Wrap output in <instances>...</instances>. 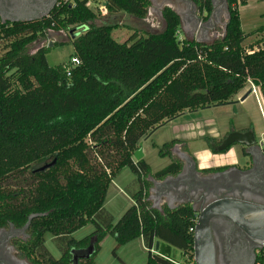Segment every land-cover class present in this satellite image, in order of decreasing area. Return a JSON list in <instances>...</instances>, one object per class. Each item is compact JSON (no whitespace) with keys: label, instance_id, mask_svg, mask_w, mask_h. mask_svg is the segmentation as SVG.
<instances>
[{"label":"trees","instance_id":"obj_1","mask_svg":"<svg viewBox=\"0 0 264 264\" xmlns=\"http://www.w3.org/2000/svg\"><path fill=\"white\" fill-rule=\"evenodd\" d=\"M58 5L47 17L32 22H0V226L26 224L32 215V243L49 256L48 264H71L73 249L95 251L80 264H97L101 243L114 238L117 250L137 239L148 249L147 264H173L174 251L193 258L196 215L189 205L160 212L148 202L149 178L163 180L180 170L172 163V140L159 147L171 163L153 172L134 153L149 133L186 111L226 105L248 85L264 98V26L242 30L239 8L248 0H226L230 19L221 38L210 43L181 38L180 17L167 8L165 27L157 34H133L120 43L114 27L97 26L89 0ZM109 14L124 13L143 20L150 0H103ZM203 19L210 0H192ZM87 27L75 41L71 58L80 65L50 67L49 48L35 54L28 47L48 31ZM251 129L247 127L241 131ZM221 140L205 138L209 148ZM214 153H217L214 150ZM41 162L52 167L41 171ZM128 168L138 189L134 202L114 222L105 210L110 185ZM88 225L93 232L76 240ZM46 235L61 248L54 259ZM159 242L158 252L152 253ZM257 262L264 264V256Z\"/></svg>","mask_w":264,"mask_h":264},{"label":"rangeland","instance_id":"obj_2","mask_svg":"<svg viewBox=\"0 0 264 264\" xmlns=\"http://www.w3.org/2000/svg\"><path fill=\"white\" fill-rule=\"evenodd\" d=\"M91 9L98 13L97 26L109 25L115 28L113 37L120 43L137 34L143 36L145 34H157L163 31L165 24L162 19V13L169 8L175 13H184L189 15L187 3L182 0H150L151 6L143 20H138L124 13L99 14V6L103 4V0H91ZM194 15L201 19V25L197 26L196 31L200 34L199 39L203 43H210L215 38H221L225 32L227 18L221 17L219 23H215L216 27L210 31L214 33L215 38L211 34V38H204L203 27L207 20L203 17L206 15L194 12ZM191 18V16H189ZM187 18V17H186ZM189 19V18H188ZM192 25L195 24L193 19H189ZM246 31L252 30V25L248 20H245ZM87 27L73 28L68 31H48L45 37H41L35 43L28 47L29 54H35L39 49L49 48L46 58L50 67H57L68 64L71 55L74 53L73 41L80 36ZM183 38V35H180ZM213 37V38H212ZM208 39V40H207ZM51 43V44H50ZM1 49V47H0ZM238 96L233 100V105H212L205 109L195 111H186L180 114L177 118L167 121L164 125L158 127L153 133H149L142 139L141 144L145 160L150 164L154 172L167 166L170 162L169 158H160L158 150L152 148V143L162 147L165 143L174 139L186 140L184 146L198 157L204 164L203 160L209 158L211 151L205 143V138L212 137L222 140L225 134L231 130H243L247 127H253L256 139L259 143L264 144V98L258 87H254L253 92L243 102H238ZM47 162H41L36 169L42 168ZM135 175L130 169L124 168L119 177L114 181V186L109 190L107 195L105 209L110 211L115 217L114 222H117L118 215L121 214L128 206V201L131 200L129 193H133L138 189L135 186ZM93 226L88 225L80 231L76 232L73 237L76 240H82L93 232ZM44 246L48 253L58 259L61 256V248L53 240L50 235H46ZM116 246L115 240L110 236L106 241L101 243V251L97 255V264H147L148 249L145 247L142 239H137L125 246L120 247L116 255L113 250ZM156 248H153L152 253H156ZM178 259H181L180 252L174 251ZM182 260V259H181Z\"/></svg>","mask_w":264,"mask_h":264},{"label":"flooded vegetation","instance_id":"obj_3","mask_svg":"<svg viewBox=\"0 0 264 264\" xmlns=\"http://www.w3.org/2000/svg\"><path fill=\"white\" fill-rule=\"evenodd\" d=\"M53 1V11L60 5L61 0H26V8L40 15L42 11H48ZM186 5L189 15L181 13L182 17L193 19L195 22L194 12L200 11L188 3ZM14 10L12 0H0V20L6 21L3 23L17 18ZM52 11L48 12L47 16ZM221 16L227 18L226 12H222ZM250 130L255 134L253 127L244 132ZM228 134L220 144L208 149L211 155L233 157L234 160L229 163L214 165L211 158H208L203 160L205 166L200 167V159L188 151L183 143L173 145L172 163H178L180 170L163 180L148 179L151 186L148 189L147 200L152 208L163 212L164 208L173 210L181 205H189L193 210L201 212L210 204L225 199H235L249 205L264 207L263 151L257 146L247 149L235 144L224 152H218V147ZM214 150L217 153H214ZM159 181L165 182L158 184ZM197 219L196 215V221ZM31 222L28 220L22 226L13 223L0 226V264H48L49 256L33 247ZM210 228L217 264H231L233 260L243 264L252 259L257 262L258 258L264 256L263 244L243 232L228 218L219 217L211 222Z\"/></svg>","mask_w":264,"mask_h":264},{"label":"water","instance_id":"obj_4","mask_svg":"<svg viewBox=\"0 0 264 264\" xmlns=\"http://www.w3.org/2000/svg\"><path fill=\"white\" fill-rule=\"evenodd\" d=\"M188 3L191 7L195 8L196 6L192 0H183ZM212 3V11L210 13L209 19L203 27L200 29L205 31L204 35L207 36L208 32L215 29L216 24L220 22L222 17V12H226L227 23L230 19V14L228 11V5L226 0H210ZM14 5V13L17 18L13 20L10 19V23H19V22H32L36 20H41L44 17H47L48 12L52 11L54 8V1L51 3L48 11H42L40 15L30 12L29 8H26V0H12ZM197 9V8H196ZM223 10V11H222ZM26 12V13H25ZM181 20V27L184 20L189 22L187 18H183L181 14L176 13ZM194 28L197 29V26L201 25V19L194 15ZM6 22V21H3ZM227 23L225 25V31L227 28ZM225 33V32H224ZM198 43H203L198 36L193 38ZM51 44V43H50ZM253 92V89H249L239 100L238 102H243L248 96ZM234 102H229L228 105H233ZM162 126V125H161ZM153 133V132H152ZM240 145L247 149H252L258 147L257 140L253 131H231L227 137L224 139L223 143L218 147V152H224L232 145ZM260 149V148H259ZM136 162L144 159V153L142 150V144H139L138 150L134 153L133 156ZM55 163L51 165H45L40 168L41 171H44L52 167ZM165 181H159L158 184H162ZM198 219L196 221L194 229V238H193V256L196 264H217L216 249L212 239L211 234V222H214L219 217H226L232 222L236 223L238 227L245 233L249 234L250 237L256 239L258 242L263 244L264 248V207H258L255 205H249L235 199H225L218 200L210 204L204 211L194 210ZM42 215H32L29 218V222L33 219ZM159 242H156V253L158 252ZM95 251V240L92 239L90 245L86 249H73L71 251V264H80L81 261H86L91 258ZM239 261H231V264H238ZM243 264H256V261L252 259L249 262Z\"/></svg>","mask_w":264,"mask_h":264},{"label":"crops","instance_id":"obj_5","mask_svg":"<svg viewBox=\"0 0 264 264\" xmlns=\"http://www.w3.org/2000/svg\"><path fill=\"white\" fill-rule=\"evenodd\" d=\"M239 12H240V20H241V25H242V30L247 34L249 35V38L247 40V42H250L252 40L255 39L256 35H253L251 36L250 34L255 32L256 30H258L259 28H261L262 26H264V0H248V4L244 7H240L239 8ZM245 20H248L249 23H251L252 25V30H249V31H246V25H245ZM181 34L183 35V38L185 39H190V40H194L193 38H195L196 36H200V34L198 33V31H196V29L194 28V25H192L190 22H187V20H184V22L182 23V27H181ZM205 31L203 32V36L204 38H206V36L204 35ZM213 32H208V35H207V38H211V34ZM214 38V33L212 35ZM212 37V38H213ZM216 39V38H215ZM208 40V39H207ZM214 40V39H213ZM212 40V41H213ZM254 86L252 85H248V87L242 91L239 95H238V100L249 90V89H253ZM231 131H241V130H231ZM231 131H229L228 133H230ZM227 134V133H226ZM225 134V135H226ZM212 138V137H211ZM217 139V138H215ZM220 139V138H219ZM218 139V140H219ZM174 140H179V139H174ZM180 141H186V140H180ZM142 142V141H141ZM140 142V143H141ZM170 142V141H169ZM184 143V142H182ZM143 146V145H142ZM209 158H211V161L214 163V165H219V164H223V162L225 163H229V162H232L234 159L233 157L229 156V155H211L209 156ZM134 160V158H133ZM144 160H145V155H144ZM170 160V159H169ZM232 160V161H231ZM135 161V160H134ZM146 161V160H145ZM136 162V161H135ZM171 163V161L169 162V164ZM148 164V163H147ZM168 164V165H169ZM150 165V164H149ZM167 165V166H168ZM205 166V163L204 164H200V167H204ZM151 167V166H150ZM166 167V166H165ZM164 167V168H165ZM163 169V168H162ZM160 169V170H162ZM159 170V171H160ZM154 172V171H153ZM158 172V171H156ZM121 173V172H120ZM119 173V174H120ZM119 174L117 175V177H119ZM116 177V178H117ZM115 178V179H116ZM135 178V177H134ZM115 179L113 180L112 184L110 185V188L114 186V181ZM134 182H135V179H134ZM135 186H137L136 184H134ZM109 188V190H110ZM115 190H117V188H115ZM135 192V191H134ZM133 192V193H134ZM108 194H109V191H108ZM108 197V196H107ZM129 197L131 198V194L129 193ZM132 205H134V202L133 200H129L128 201V206L125 210H123L121 212V214L118 215V219L117 221L123 216V214L127 211V209H129ZM106 210V209H105ZM108 213L113 217L114 219V215L108 211ZM115 220V219H114ZM108 238H110V236L106 237L104 239V241H106ZM103 243V242H102ZM97 260V258H96Z\"/></svg>","mask_w":264,"mask_h":264},{"label":"built area","instance_id":"obj_6","mask_svg":"<svg viewBox=\"0 0 264 264\" xmlns=\"http://www.w3.org/2000/svg\"><path fill=\"white\" fill-rule=\"evenodd\" d=\"M72 2H73L72 0H61L60 4H69V3H72ZM91 6H92V1L89 0L88 3H87V7H89L91 9ZM99 14L102 15V16H105L106 14H108V10H107L106 4L104 2H103V4H101V6H99ZM78 65H80V60L78 58H72L70 60V67L67 68V75L68 76L70 75L71 67H76ZM257 145L263 151V156H264V144L263 143H259L257 141ZM194 229H191V231H193V233H194ZM180 256H181L182 260L178 259L177 256H176L175 259H172V263L173 264H196V262L194 260V256H193L192 259L188 255H183L182 253H180ZM256 264H262V263L261 262H256Z\"/></svg>","mask_w":264,"mask_h":264}]
</instances>
